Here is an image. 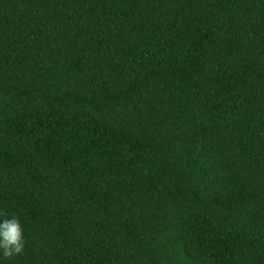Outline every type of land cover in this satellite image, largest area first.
<instances>
[{
    "label": "trees",
    "instance_id": "1",
    "mask_svg": "<svg viewBox=\"0 0 264 264\" xmlns=\"http://www.w3.org/2000/svg\"><path fill=\"white\" fill-rule=\"evenodd\" d=\"M4 264H264V0H0Z\"/></svg>",
    "mask_w": 264,
    "mask_h": 264
},
{
    "label": "clouds",
    "instance_id": "2",
    "mask_svg": "<svg viewBox=\"0 0 264 264\" xmlns=\"http://www.w3.org/2000/svg\"><path fill=\"white\" fill-rule=\"evenodd\" d=\"M25 245L24 229L19 218L0 212V264L21 255Z\"/></svg>",
    "mask_w": 264,
    "mask_h": 264
}]
</instances>
